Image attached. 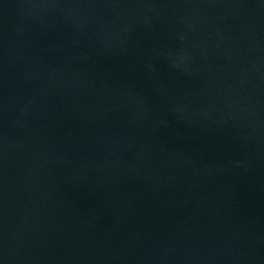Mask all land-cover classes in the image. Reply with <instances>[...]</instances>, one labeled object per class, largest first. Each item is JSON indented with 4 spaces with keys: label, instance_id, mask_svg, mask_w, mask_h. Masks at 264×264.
<instances>
[{
    "label": "water",
    "instance_id": "95a60500",
    "mask_svg": "<svg viewBox=\"0 0 264 264\" xmlns=\"http://www.w3.org/2000/svg\"><path fill=\"white\" fill-rule=\"evenodd\" d=\"M0 264H264V0H0Z\"/></svg>",
    "mask_w": 264,
    "mask_h": 264
}]
</instances>
